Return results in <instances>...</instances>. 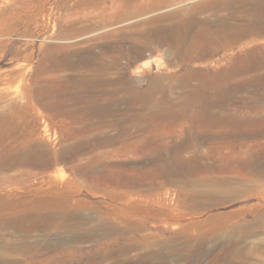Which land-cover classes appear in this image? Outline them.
I'll return each instance as SVG.
<instances>
[{
    "label": "rangeland",
    "instance_id": "1",
    "mask_svg": "<svg viewBox=\"0 0 264 264\" xmlns=\"http://www.w3.org/2000/svg\"><path fill=\"white\" fill-rule=\"evenodd\" d=\"M204 1L0 0V264H264V178L212 168L220 143L180 148L173 118L229 60L262 64L230 85L264 76V0ZM224 23L241 43L196 57ZM24 150L58 162L7 168Z\"/></svg>",
    "mask_w": 264,
    "mask_h": 264
},
{
    "label": "bare ground",
    "instance_id": "2",
    "mask_svg": "<svg viewBox=\"0 0 264 264\" xmlns=\"http://www.w3.org/2000/svg\"><path fill=\"white\" fill-rule=\"evenodd\" d=\"M208 1H204V3H208ZM220 27L215 30H213L214 27L213 29L211 27L201 28L197 31L195 34L197 37L196 45L199 49L196 52V57L204 56L208 59L211 52L203 48L213 40L229 38L228 40L232 45L240 42L242 33L240 25L227 23L220 25ZM200 48L203 50H200ZM258 58L247 53L244 57L236 59L235 64H232L229 60L227 70L215 73L212 80H204L194 86L193 89H196L192 99L187 104L185 102L182 105V110L175 111V115H173V118L183 122V128L188 130L186 143L182 144L180 148L187 147V142L191 146L196 145L195 143L201 144L204 142L220 143L218 147L212 148L218 155L211 160L212 168L218 160H233L231 161L230 172H233L234 176L241 177L243 175L251 179L264 178V97L261 93H258L260 90H264V76L255 74L248 79L246 78V80H244L245 78L241 79L239 83L234 85L228 84L229 80L227 78L244 76L245 73L253 72L262 67ZM248 91L252 95L249 98L252 101H244L239 108L232 109L231 99L229 98L237 93ZM5 94L8 95V93ZM2 97H5V95H2ZM242 99L247 98L242 97ZM8 118H11L10 123H12L15 113ZM6 122L7 119L0 116V126L5 127L2 130L3 132L0 131V137H3V133L9 136L12 130H16L14 125L10 124L8 126L5 124ZM0 128L2 129V127ZM224 148L227 149L226 152H223ZM37 156L39 157H36L32 150H24L16 154L13 164L7 165V168L18 166L52 167L58 162L55 154H37ZM63 180L64 177L61 174L53 175L50 180L41 183L42 185L38 189H33V191H45L46 193L54 191L58 194L64 186Z\"/></svg>",
    "mask_w": 264,
    "mask_h": 264
}]
</instances>
